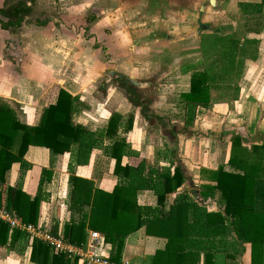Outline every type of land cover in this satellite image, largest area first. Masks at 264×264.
Masks as SVG:
<instances>
[{
	"label": "crops",
	"instance_id": "1",
	"mask_svg": "<svg viewBox=\"0 0 264 264\" xmlns=\"http://www.w3.org/2000/svg\"><path fill=\"white\" fill-rule=\"evenodd\" d=\"M19 3L29 10L21 26L0 25V102L33 128L64 90L75 99L73 123L101 135V142L89 166L76 168L70 154L29 147L24 160L31 170L20 178L21 165L14 163L0 192L20 186L33 197L38 170L50 171L42 185L48 200L41 225L62 234L80 220L68 211L70 175L111 189L117 177L110 151L117 142L126 146L121 167L143 160L147 170L180 171L183 183L167 196L165 211L185 194L207 212H222L220 192L207 194V188L215 186L213 172L228 169L232 137L248 148L264 144V0H0V21ZM42 14L49 19L29 17ZM82 20L81 27L67 25ZM242 53L243 67L232 77ZM207 70L216 73L214 98L185 126L182 98L193 74ZM138 204L154 207L156 197L145 191ZM27 244L0 248V264H26ZM165 244L138 229L125 239L120 264H149ZM214 264H251L250 244Z\"/></svg>",
	"mask_w": 264,
	"mask_h": 264
},
{
	"label": "trees",
	"instance_id": "2",
	"mask_svg": "<svg viewBox=\"0 0 264 264\" xmlns=\"http://www.w3.org/2000/svg\"><path fill=\"white\" fill-rule=\"evenodd\" d=\"M28 14L27 7L19 3L3 13L8 20L0 21V25L17 28ZM220 75L221 72L217 74ZM214 76L216 73L211 70L193 74L191 91L182 98L185 126L193 121L199 107L211 105L216 90ZM74 111L75 99L59 90L57 98L44 109L39 125L31 128L21 124L14 112L0 102V183L5 182L14 163L21 165L20 178L31 170L24 160L29 147L55 155L70 154L75 168L88 167L92 150L100 146L101 135L74 124ZM114 122L110 121L109 128L112 129ZM125 148L117 142L111 148L110 156L115 160L113 175L117 180L109 190L94 187L93 182L74 173L70 175L68 211L80 220L65 227L62 239L81 246L87 231L98 232L111 245L110 262L120 264L125 239L145 228L147 236L166 240L164 249L156 251L149 264H214L217 256L232 258L244 244L251 246V264H264V144L248 148L239 136L232 137L228 169L220 167L213 172L215 186L207 188V194L220 192L222 212L213 213L185 194H178L165 211L167 196L183 183L182 174L177 168L173 174L169 169L162 173L147 170L143 160L121 167ZM130 156L137 154L130 152ZM51 177L50 171L38 170L40 181L33 197L31 190L24 192L20 186L1 191L0 209L14 213L25 225L41 229L43 206L48 200L42 185ZM145 191L153 192L156 206L138 204V195ZM27 239L30 244L24 251L26 264H71L65 253L52 252L46 244L20 230L10 229L0 220V248H14ZM74 264L81 261L74 260Z\"/></svg>",
	"mask_w": 264,
	"mask_h": 264
},
{
	"label": "built area",
	"instance_id": "3",
	"mask_svg": "<svg viewBox=\"0 0 264 264\" xmlns=\"http://www.w3.org/2000/svg\"><path fill=\"white\" fill-rule=\"evenodd\" d=\"M128 84V82H126ZM132 90L131 86H127ZM0 220L7 224L10 229L20 230L26 233L31 239H36L49 246L54 253H65L70 257L71 262L80 260L81 264H113L109 260L108 243L98 233L90 231L88 239L81 246H75L62 239L61 232L56 235L47 226L36 229L34 226L25 225L12 212L0 209Z\"/></svg>",
	"mask_w": 264,
	"mask_h": 264
},
{
	"label": "rangeland",
	"instance_id": "4",
	"mask_svg": "<svg viewBox=\"0 0 264 264\" xmlns=\"http://www.w3.org/2000/svg\"><path fill=\"white\" fill-rule=\"evenodd\" d=\"M12 1L13 0H5V5H10V3H12ZM30 9V8H29ZM35 13V12H34ZM36 14V13H35ZM43 15V14H42ZM29 17H31V20H39V19H44V21L45 20H48L49 19V17L47 16V15H43V16H40V17H33L32 18V16L30 15ZM47 17V18H46ZM53 17V19L55 18V19H58L59 17L57 16V15H53L52 16ZM6 20H8L7 18H5ZM7 22V21H6ZM85 22L82 20L81 22H79V23H68L67 22V25H74V26H77V27H81V26H83V24H84ZM37 24V25H36ZM36 24L34 23L33 25L34 26H43L44 24H45V22H36ZM88 24V23H87ZM64 25H66V23L64 24ZM66 27H68V26H66ZM214 45L215 46H213V49H214V47H218V45L214 42ZM243 53L241 54V56L239 57V59L237 60V62H236V64H235V70H234V73H232V77L234 76V75H236V76H238V74H239V72L241 71V68L243 67V63H244V61L242 60V57H243ZM231 75V74H230ZM230 80H232V79H230ZM128 82V81H127ZM128 84H129V82H128ZM135 94L134 93H130L129 94V97L131 98V96H134ZM135 99V98H134Z\"/></svg>",
	"mask_w": 264,
	"mask_h": 264
}]
</instances>
